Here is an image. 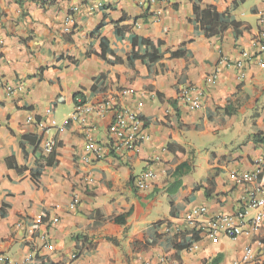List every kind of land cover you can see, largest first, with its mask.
I'll return each instance as SVG.
<instances>
[{
    "label": "crops",
    "instance_id": "crops-1",
    "mask_svg": "<svg viewBox=\"0 0 264 264\" xmlns=\"http://www.w3.org/2000/svg\"><path fill=\"white\" fill-rule=\"evenodd\" d=\"M48 1L0 0V264L34 257L67 264L76 236L91 246L77 264H206L217 256L218 264H235L248 245H264V221L254 233L246 224L253 215L248 193L264 186V144L254 141L256 134L264 140V57L246 65L243 80L225 66L241 52L257 55L264 0L236 8L237 0H156L144 9L133 0ZM194 5L229 13L242 34L228 29L207 38L194 22ZM73 6L69 26L64 19ZM116 31L161 42V59L130 68L131 45ZM101 41L112 59L96 56ZM217 66L216 84L207 85ZM187 86L204 93L195 111L177 101ZM109 99L146 124L134 152L109 151L110 109L76 110ZM47 141L58 164L35 179L34 152L39 146L48 155ZM90 144L102 149L100 160L87 151ZM144 172L153 179L137 192L133 180ZM73 195L78 204L71 209ZM201 208L203 221L246 210L243 234L200 237L177 252L170 240L189 230L185 216Z\"/></svg>",
    "mask_w": 264,
    "mask_h": 264
},
{
    "label": "built area",
    "instance_id": "built-area-1",
    "mask_svg": "<svg viewBox=\"0 0 264 264\" xmlns=\"http://www.w3.org/2000/svg\"><path fill=\"white\" fill-rule=\"evenodd\" d=\"M16 3H24L32 0H14ZM44 4L48 3V0H41ZM136 7L139 9H144L148 5L153 4L156 0H133ZM78 11V7H71L68 12V16L65 17L64 22L67 25L73 23V15ZM154 16L159 15L158 12L153 13ZM68 30V29H67ZM254 48L257 53L256 56L250 55L248 52H241L239 60L233 63H225L226 67H231L238 72V79H244V69L246 65L253 60L254 57H264V33L260 38H258L254 43ZM255 59V58H254ZM257 62L262 65V58ZM223 64L221 60L219 65ZM218 65V66H219ZM218 66L210 73L206 79L205 83L207 85H215L218 79ZM10 89H7L9 92ZM204 96L203 91L194 87L187 86L182 88L177 93V101L182 104L189 111H195L201 107L202 98ZM110 99L103 101L97 107H91L87 105H82L77 107V112L80 114L89 115L97 113L98 115H103L107 113V109L112 111V118L107 127V136L109 139V151L124 154L129 152H134L137 147L143 143L146 139L144 135L145 123L133 112L119 108ZM54 124V123H52ZM54 149V144L52 141H47L44 144L43 150L46 154H50ZM87 151L94 157V160H100L102 158V149L95 144H90ZM84 163L89 164V157L83 158ZM153 179V174L150 172H144L137 178L133 180V188L137 192H145L148 188V184ZM250 177H243V181L247 182ZM78 204V196L73 195L72 202L70 203V208L73 209ZM247 209L253 212L252 217L246 222L249 225L250 230L254 233L261 223L264 221V186L260 188H255L248 193ZM247 215L246 210H241L233 216H218L207 221L201 220L205 216L204 209H197L191 211L185 216V223L189 228H197L202 231L205 238L217 239L220 236L228 238H236L243 234V227L246 225L244 223L245 216ZM57 222L55 219L53 223ZM78 259L76 253L73 254L67 264H77ZM0 261H4V258L0 257ZM235 264H264V245L262 244H252L248 245L240 258Z\"/></svg>",
    "mask_w": 264,
    "mask_h": 264
},
{
    "label": "trees",
    "instance_id": "trees-1",
    "mask_svg": "<svg viewBox=\"0 0 264 264\" xmlns=\"http://www.w3.org/2000/svg\"><path fill=\"white\" fill-rule=\"evenodd\" d=\"M246 0H237L234 3V8H236L239 4H243ZM193 13L195 16L194 22L197 25V28L205 34L207 38L215 37L218 35H222L225 31L228 29H232L235 35V38H238L242 34V24L240 22H236L230 19L229 13H218L216 9L212 7H208L206 9H200L198 6H193ZM121 32L116 31V35L119 40H124L125 38L129 40V43L131 45V53L126 59V64L133 68V64L135 61H140L141 63L151 66L157 63L162 55L160 53V46L161 42L153 40V39H143L139 38L136 35H133L129 33L128 31H123L122 35ZM128 33V36L125 37V34ZM96 56H98L101 59H105L106 56H108V59H112L113 55L108 50L107 43L105 41H101V49L98 53H95ZM172 56H176V54H172ZM111 62H121L120 60L113 59ZM100 80H104V76H100L95 82H99ZM94 88H92L91 94L94 93ZM80 99V104L83 103L84 98L81 95L75 96V99ZM78 102H75V105H78ZM146 125V124H145ZM254 141L257 143L264 144V140L261 138V134L254 135ZM167 148L170 150L172 149V145L169 143L167 145ZM34 158L37 165V170L34 172V178H38L41 171L45 167H54L58 164L56 160V154L53 149V151L44 156L42 154L41 149L39 146L36 147V150L34 152ZM206 196L208 197L209 194L206 193ZM116 222L119 220L116 218ZM200 237H204V234L200 229L197 228H189V230H185L183 233H180L177 235V237H174L170 240V243L172 241H175L176 243L173 244L174 249L177 252L188 250L190 249L193 244L198 242L200 240ZM76 246H77V257L81 255L84 251H88L91 246L87 245V240L82 237L76 236L75 238ZM179 239V242H178ZM220 262V257L217 256L213 258L209 263L206 264H218ZM28 264H41L43 261L38 258L34 257L33 259H29L27 261Z\"/></svg>",
    "mask_w": 264,
    "mask_h": 264
}]
</instances>
